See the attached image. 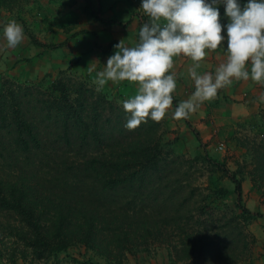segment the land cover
Instances as JSON below:
<instances>
[{"label":"trees","instance_id":"trees-1","mask_svg":"<svg viewBox=\"0 0 264 264\" xmlns=\"http://www.w3.org/2000/svg\"><path fill=\"white\" fill-rule=\"evenodd\" d=\"M86 2L92 9L90 1ZM238 3L243 6L247 0ZM217 7L224 18L225 5ZM21 25L32 44L40 45L23 21ZM6 83L0 89V153L12 149L27 156L43 150L39 125L44 131V122L54 121L61 136L56 138L73 155L69 159L64 153L62 165L69 162V166L60 171L67 196L38 193L36 185H0V215L7 224L0 225L1 242L15 240L21 248L18 255L36 260H48L72 245H82L114 264H123L134 249L156 244L166 246L172 260L192 264H199L203 252L213 253L218 234L214 228L206 230L196 214H208V201L225 191L190 182V170L194 174L197 168L183 166L181 158L165 150L161 121L149 119L129 130L124 126L127 119L122 106L63 72L44 92L32 86L25 93L19 85ZM27 106L41 115L38 126L30 112L23 111ZM191 131L203 155L190 162L199 161L209 175L228 179L234 187L235 207L250 214L243 205L241 181L211 158L198 133ZM250 151L249 173L264 194V140L253 142ZM79 153L82 156L76 158Z\"/></svg>","mask_w":264,"mask_h":264},{"label":"rangeland","instance_id":"rangeland-1","mask_svg":"<svg viewBox=\"0 0 264 264\" xmlns=\"http://www.w3.org/2000/svg\"><path fill=\"white\" fill-rule=\"evenodd\" d=\"M89 1L92 9L86 0H0V89L2 84L10 82L22 87L25 93L28 92L25 89L32 86L44 92L63 72L120 106L124 100L133 98L137 85L128 81H108L100 91L96 90L93 81L97 72L104 71L107 58L115 53L114 45L121 40L127 46L138 43L139 29L149 19L140 8L141 0ZM208 2L210 0H206ZM12 20L20 25L23 21L28 33L40 45L32 44L24 33L20 44L15 48L9 47L4 28ZM220 23L221 34L226 35L224 26L229 23V18L220 17ZM53 45L60 47L48 48ZM109 45L110 50L107 49ZM224 46L226 48V41ZM225 48L208 51L201 68L197 69L198 73L214 75L219 65L226 62ZM173 59L174 67L169 74L175 76L177 87L172 94L173 107L161 120L162 143L173 158L184 161L181 162L183 166L197 168L194 174L190 170V182L225 191L224 195L215 194L208 201V214H196L198 220L204 222V228H214V234L217 233L219 238L214 243L213 253L207 251L199 256V264H264V194L249 173L252 169V144L264 140V100H261L264 84L251 79L233 80L231 86L218 90L214 101L201 104L189 119L176 120L173 117L175 107L190 99L195 88L188 75V68L193 63L190 58L179 56ZM248 69L250 72V62ZM6 85L9 86L6 83L5 88ZM23 111H29V117L39 125L41 115L28 106ZM187 123L198 133L207 154L223 163L241 181L243 205L250 214H243L235 207L234 187L228 179L217 173L209 175L208 169L199 161L190 162L201 157L203 150ZM58 125L54 121L44 122V131L39 125L43 133V150L27 156L12 149H8L7 154L0 153V185H36L40 187L38 193L42 190L43 193L50 191L60 197L62 194L67 196L60 171L69 166V162L62 165L65 163L63 159L66 161L64 153L69 159L73 153L70 154L56 138L60 136V129H56ZM77 155L76 158L82 156L80 153ZM200 203L198 201L193 208ZM0 225L7 226L5 216L0 215ZM11 225L16 224L11 222ZM17 244L11 238L0 241V264H114L82 245H72L48 260H36L31 255L22 258L18 255L21 248L18 249ZM123 264L192 262L174 261L169 257L166 246L156 244L127 253Z\"/></svg>","mask_w":264,"mask_h":264},{"label":"clouds","instance_id":"clouds-1","mask_svg":"<svg viewBox=\"0 0 264 264\" xmlns=\"http://www.w3.org/2000/svg\"><path fill=\"white\" fill-rule=\"evenodd\" d=\"M219 4L225 5L229 18L224 26L226 35L221 34ZM140 8L149 19L139 29L138 43L127 46L121 40L114 45L115 53L93 81L97 91L108 81L137 85L134 97L122 103L125 128L137 129L149 119L159 123L173 107L177 81L169 73L174 57H188L193 62L188 75L195 88L190 99L175 107L176 120L189 119L201 104L214 101L218 90L231 86L233 80L251 79L264 84V0H247L243 6L238 0H141ZM4 36L7 45L15 48L24 38L22 25L10 21ZM221 47L227 51L226 62L214 75L199 74L197 69L208 51Z\"/></svg>","mask_w":264,"mask_h":264},{"label":"crops","instance_id":"crops-1","mask_svg":"<svg viewBox=\"0 0 264 264\" xmlns=\"http://www.w3.org/2000/svg\"><path fill=\"white\" fill-rule=\"evenodd\" d=\"M233 104L235 105V103H232V105H233ZM244 110H245V109H244Z\"/></svg>","mask_w":264,"mask_h":264}]
</instances>
